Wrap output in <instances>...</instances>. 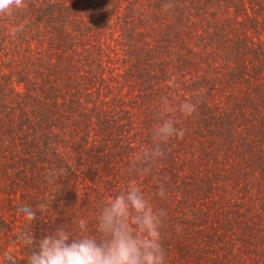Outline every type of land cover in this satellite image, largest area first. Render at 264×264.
Instances as JSON below:
<instances>
[{"label": "rangeland", "instance_id": "374dc122", "mask_svg": "<svg viewBox=\"0 0 264 264\" xmlns=\"http://www.w3.org/2000/svg\"><path fill=\"white\" fill-rule=\"evenodd\" d=\"M142 59L138 53L114 57L120 68L117 81L87 90L94 91L89 95L92 99L81 98L84 106L77 108L73 120L66 121V135L47 138V130L44 134L37 131L43 145L48 142L49 151L37 168L32 161L43 155L36 133L28 136L29 149L27 143L14 138L24 129L35 131L22 128L19 121L24 116L30 118L29 111L40 114L42 104L32 101L31 92L21 87V95L26 96L21 110L18 103L7 98L5 104L12 112L7 116L0 112V256L13 254L17 264H26L29 251L16 239L21 231L41 236L59 224L74 232L85 224L93 232L100 206L132 180L129 165L159 122L162 97L166 96L171 105L190 101L198 106L207 102L221 111L233 103V99L227 102L226 96L234 91L227 89L226 83L223 90L222 84L214 81L217 76L210 72L213 70L193 71L184 77L203 96L215 87L214 99L202 97L193 101L198 90H189L190 94L182 93L183 100L177 94L173 100L165 87L159 89L164 80L159 83L149 77L151 72L160 78V73L147 68ZM4 63L5 58L1 57L0 80L7 75L11 78L8 83L15 87L12 70ZM198 75L201 79L208 76L205 87L192 81ZM80 86L85 85L76 84L70 89L83 95ZM257 106L262 118L257 124L232 121L226 130L215 135L183 131V136L173 137L164 146V155L153 165L150 176L135 177L149 197L160 184L167 192L166 199H153L154 205L167 212L163 234L167 264H264V170L256 167L255 159L247 165L242 159L245 148L252 149L251 157L257 151L264 153V104ZM198 110L187 117L191 122L204 117ZM179 114L174 118L186 119ZM33 124L38 126L40 121L33 120ZM192 139L199 142L189 143ZM62 167L65 174L57 173L48 179L53 169ZM40 203L46 207L37 209L31 223L17 212L20 204L36 207ZM176 225L181 226L179 231Z\"/></svg>", "mask_w": 264, "mask_h": 264}, {"label": "trees", "instance_id": "16d2710c", "mask_svg": "<svg viewBox=\"0 0 264 264\" xmlns=\"http://www.w3.org/2000/svg\"><path fill=\"white\" fill-rule=\"evenodd\" d=\"M25 5L11 17H0V58H5L16 82L14 87L9 76L1 78L0 112L6 116L12 112L5 104L8 97L21 110L26 96L20 87L42 104L40 114L32 110L30 118L19 121L22 128L35 131L24 129L14 138L29 149L28 136L36 133L44 159L41 155L36 162L29 159L35 168L49 152L48 142L44 146L37 131L47 130V138L66 135V121L82 109L83 99H92L89 95L94 91L87 90L117 81L120 68L114 57L120 53L143 57L144 65L161 75L156 78L150 72L149 77L159 83L164 80L159 89L165 87L173 100L176 94L183 100L182 93L190 94L189 90H198L193 101L214 99L215 87L203 96L185 82L184 76L193 71L213 70L214 81L223 90L226 83L234 91L226 96L233 103L223 111L205 102L196 106L204 116L199 120L180 121L177 116L178 129L215 135L232 121L249 125L262 121L257 105L264 104V0H25ZM204 78L198 75L192 81L205 87L208 76ZM76 84L85 85L80 86L83 95L70 89ZM33 120L40 124L35 126ZM245 149L243 163L253 164L255 159L256 167L264 170V153L257 151L251 157L252 149Z\"/></svg>", "mask_w": 264, "mask_h": 264}, {"label": "clouds", "instance_id": "9594fccd", "mask_svg": "<svg viewBox=\"0 0 264 264\" xmlns=\"http://www.w3.org/2000/svg\"><path fill=\"white\" fill-rule=\"evenodd\" d=\"M25 6V0H0V17H11ZM195 110L196 105L190 101L176 106L171 105L166 96L162 97L157 114L159 122L153 126L142 150L129 165L132 180L100 206L95 230L90 232L85 224H81L74 232L59 224L41 236L21 231L16 239L29 251L26 264H167L163 244L167 212L153 204V199H166L167 192L160 184L149 197L135 177L150 176L153 165L164 155V146L173 137L184 135L182 129L175 127V114L178 112L189 117ZM66 172L63 167L53 169L48 179ZM45 207L44 203L36 207L20 204L17 212L31 223L36 219L37 209ZM180 227L175 226L177 231ZM0 264H17V261L13 254L4 253L0 256Z\"/></svg>", "mask_w": 264, "mask_h": 264}]
</instances>
